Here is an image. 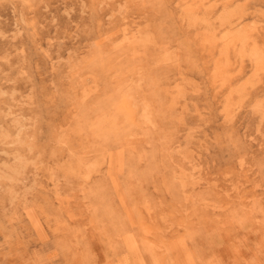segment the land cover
I'll use <instances>...</instances> for the list:
<instances>
[{
  "label": "rangeland",
  "instance_id": "374dc122",
  "mask_svg": "<svg viewBox=\"0 0 264 264\" xmlns=\"http://www.w3.org/2000/svg\"><path fill=\"white\" fill-rule=\"evenodd\" d=\"M0 264H264V0H0Z\"/></svg>",
  "mask_w": 264,
  "mask_h": 264
}]
</instances>
